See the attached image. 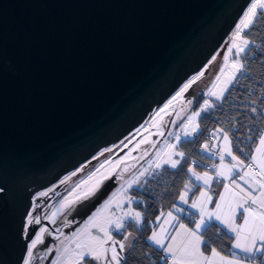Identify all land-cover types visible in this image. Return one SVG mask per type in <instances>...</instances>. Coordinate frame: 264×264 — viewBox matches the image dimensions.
Listing matches in <instances>:
<instances>
[{
  "label": "water",
  "instance_id": "obj_1",
  "mask_svg": "<svg viewBox=\"0 0 264 264\" xmlns=\"http://www.w3.org/2000/svg\"><path fill=\"white\" fill-rule=\"evenodd\" d=\"M253 1L0 0V264L24 260L35 188L143 127Z\"/></svg>",
  "mask_w": 264,
  "mask_h": 264
},
{
  "label": "trees",
  "instance_id": "obj_2",
  "mask_svg": "<svg viewBox=\"0 0 264 264\" xmlns=\"http://www.w3.org/2000/svg\"><path fill=\"white\" fill-rule=\"evenodd\" d=\"M241 38L245 47L232 55V60L238 62L239 71L222 99L202 112L196 135L179 142L177 150L181 157L178 165L174 168L163 166L140 188L130 190L133 209L140 214L141 223L132 230L127 252L120 264H169L163 252L147 238L157 216L177 205L181 191L190 180L189 169L193 167L202 171L213 161L202 152V147L210 142L207 133L217 128L223 130L230 136L233 153L246 161L249 159L264 129V1L255 10ZM201 102L202 98H199L193 109H197ZM202 142L204 145L201 146ZM179 220L192 226L194 215H182ZM201 236L205 253L216 250L224 255L232 254V237L217 224L210 223Z\"/></svg>",
  "mask_w": 264,
  "mask_h": 264
},
{
  "label": "rangeland",
  "instance_id": "obj_3",
  "mask_svg": "<svg viewBox=\"0 0 264 264\" xmlns=\"http://www.w3.org/2000/svg\"><path fill=\"white\" fill-rule=\"evenodd\" d=\"M263 1L254 0L252 2L227 38L223 50L218 51L196 76L187 80L167 99L138 132L97 155H101V158H103V181H105L112 173L118 171L116 166L118 163L121 164V161H129L136 155L137 158L147 156L149 150L143 149L138 152L140 148L138 146L144 142L149 143L150 140L151 145L154 144L152 136H160L161 126L164 123L166 124L164 117L174 113L172 127L177 124V129L170 132L166 150L160 151V155L156 154L157 157L154 161L147 162L144 168L135 173L132 172V169L136 166L137 161L124 164L118 175L123 182L119 184V188L111 190L112 192L103 200V264H120L127 252L132 230L134 227H139L141 223L140 214L132 208L133 199L130 190L140 188L143 182L152 175V172L157 170L158 166L167 164L174 168L178 165L181 155L177 150V145L182 140L192 139L196 135L198 119L202 112L210 108L212 103L220 101L232 83L234 76L239 71L238 62L232 60V55L240 53L245 47L246 44L241 38L242 32ZM199 98H202V102L197 109H193ZM213 133L215 141L206 143L202 147V152L215 154L217 150L219 151L218 154L224 155L223 158L225 159H227V155L235 156L232 151L230 136L219 128L214 130ZM117 155L118 158L116 159L115 156ZM214 158L212 159L214 160ZM250 163L254 167L250 171H257L255 165L252 162ZM190 169H193V167ZM67 179L69 177L64 180ZM183 193L177 203L183 201ZM113 232L122 234L124 239L115 238L117 236L114 237ZM65 264H81V256L76 255L73 261H66Z\"/></svg>",
  "mask_w": 264,
  "mask_h": 264
},
{
  "label": "crops",
  "instance_id": "obj_4",
  "mask_svg": "<svg viewBox=\"0 0 264 264\" xmlns=\"http://www.w3.org/2000/svg\"><path fill=\"white\" fill-rule=\"evenodd\" d=\"M218 153H205L215 157L212 169H189L190 180L178 198L184 192L183 201L155 219L147 240L169 264H264V129L249 156L257 171L247 170V161L236 154L225 159ZM191 214L192 226L179 220ZM210 223L232 237L231 255L203 251L201 234Z\"/></svg>",
  "mask_w": 264,
  "mask_h": 264
},
{
  "label": "flooded vegetation",
  "instance_id": "obj_5",
  "mask_svg": "<svg viewBox=\"0 0 264 264\" xmlns=\"http://www.w3.org/2000/svg\"><path fill=\"white\" fill-rule=\"evenodd\" d=\"M164 119L166 124H162L160 136H152L154 144L151 145L150 140L138 146V152L149 150L147 156L137 158L136 155L117 164L118 171L109 177L115 184L112 191L123 182L118 175L124 164L137 161L132 169L135 173L147 162L154 161L160 151L166 150L169 134L177 129V124L172 127L174 113ZM97 155L66 176L35 188L23 227L27 250L22 264H65L73 261L76 255L81 256V264H103V198L94 207L80 210L107 180L103 181V158ZM115 157L117 159L118 155ZM165 165L158 166L152 175ZM113 235L119 240L124 239L122 234L113 232Z\"/></svg>",
  "mask_w": 264,
  "mask_h": 264
},
{
  "label": "built area",
  "instance_id": "obj_6",
  "mask_svg": "<svg viewBox=\"0 0 264 264\" xmlns=\"http://www.w3.org/2000/svg\"><path fill=\"white\" fill-rule=\"evenodd\" d=\"M232 130H234V129H232ZM213 132H214V131H210L209 133L206 134V138H207V140H210V139L212 138V136H213ZM202 145H204L203 142L201 143V146H202ZM248 161H249V159H248ZM248 161H247V163H246L245 168H246L247 170H253L254 167H253L252 164H251L250 162H248ZM206 167H207L208 169H209V168L212 169V166H211L210 164L207 165ZM239 178H240V176H238V175L235 177L236 180H238Z\"/></svg>",
  "mask_w": 264,
  "mask_h": 264
},
{
  "label": "bare ground",
  "instance_id": "obj_7",
  "mask_svg": "<svg viewBox=\"0 0 264 264\" xmlns=\"http://www.w3.org/2000/svg\"><path fill=\"white\" fill-rule=\"evenodd\" d=\"M141 128H142V127H140L139 129H137V130L135 131V133L138 132ZM107 149H108V148H107Z\"/></svg>",
  "mask_w": 264,
  "mask_h": 264
}]
</instances>
